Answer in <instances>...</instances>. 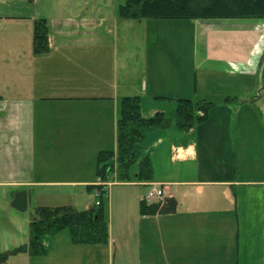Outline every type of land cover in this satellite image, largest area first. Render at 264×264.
<instances>
[{"label": "crops", "instance_id": "0c3cea01", "mask_svg": "<svg viewBox=\"0 0 264 264\" xmlns=\"http://www.w3.org/2000/svg\"><path fill=\"white\" fill-rule=\"evenodd\" d=\"M214 19L255 20H204ZM15 22H19L15 18V0H0V264H30L22 256L27 255L28 259L32 255L12 251L27 242L28 230H23L22 220L29 224L30 218L22 214L28 212L30 217L33 213L31 202L41 199L36 195L60 194L70 201L69 206L78 204L84 194L93 195L98 201L100 193L95 196L94 190L100 184L96 156L100 150H116L123 96L138 95L145 117L162 111L168 118L174 117L179 98L202 93V99H209L204 94L207 91L200 89L197 77L193 86L171 93L144 83L145 73L142 83L133 84L131 59L116 55L117 39L102 38L94 32L56 37L50 35V23L48 50L34 54L33 28L26 25L29 34L20 37L15 35ZM82 22L77 20L76 27L90 24ZM254 22L244 26L240 22L199 25L205 36L204 57L209 61L205 70L222 73L232 83L222 89L219 86L222 95L217 96L218 100L211 99L219 105L189 130L171 123L146 131L140 151L151 159V181L119 182L113 178L105 185L109 198L113 194L109 192L112 184L137 186L136 198L140 200L149 185H158L165 195L163 202H157L159 207L167 199L174 201L172 211L140 215L141 222L150 230L146 234L150 237L148 244L158 253L157 260L146 253L140 256L141 264H243L252 241L258 237L260 231L254 228L258 212L261 208L264 211V175L254 179L250 174L245 178L237 162V151H243L238 145L246 132L262 130L255 125L264 123V97L258 93L264 46L256 45L253 49L251 56L257 59L254 62L250 54L246 58L235 48V37L230 41L216 36L219 32L228 34L239 31L238 28L258 27ZM191 40L194 48L195 31ZM149 56L144 52L145 69ZM53 60L61 65L54 69ZM54 75L63 81L52 84ZM247 75H255V81L245 88L243 78ZM69 143L71 150L65 149ZM55 151L88 154L83 166L62 161L63 165L55 167L46 163L47 158L64 156L61 152L57 156ZM251 172H255L253 168ZM52 188L59 191L53 193ZM19 190L29 192L26 211L11 206L12 196ZM261 231L260 239L264 241V224ZM109 240L110 226L107 244Z\"/></svg>", "mask_w": 264, "mask_h": 264}, {"label": "rangeland", "instance_id": "374dc122", "mask_svg": "<svg viewBox=\"0 0 264 264\" xmlns=\"http://www.w3.org/2000/svg\"><path fill=\"white\" fill-rule=\"evenodd\" d=\"M124 1L15 0V18L19 20L18 23L15 22V35L26 37L29 34L26 25H30L33 28L34 21L32 20L46 18L48 20L47 24L50 25L51 23L50 35L56 37L79 35L77 32L81 34V32L88 31L94 32V35L102 38H116V55L131 59L130 81L133 84L142 83V73H145L144 83L157 89L160 88L165 93H171L179 88L188 87V85L189 87L193 86L195 77H197L202 92L207 91L204 94L209 98L206 99L208 101L218 100L217 98L219 97L217 96L222 95L220 88L222 89L224 85L231 84L232 79L222 73H212L205 70L208 68L209 61L204 57L206 43L204 40L205 36H203L199 28L200 24L217 23L221 25L223 23L240 22L244 26L246 23L255 24L254 21H257L258 27H251L250 30L238 28L239 31H231L228 34L219 32L216 36L222 39L227 38L230 41L235 37V44L238 42V47L233 46L240 49L246 58L250 54L249 57L254 62L257 59L251 56L253 49H255L256 45L263 44L264 46V19H200L195 20V22L194 19H122L118 15V7ZM77 20L88 21L90 24L83 28L76 27ZM194 31L196 42L193 48L191 38L194 36ZM208 37L210 44L212 35L210 34ZM148 46H150L149 49L147 48ZM144 52L151 54L147 62L148 68L146 69L143 67ZM122 59L125 60V58ZM263 60L264 58L261 63ZM54 61L52 63L56 65L55 69L61 64L57 65ZM259 75L260 87L258 93L262 94L261 97H264L261 74ZM54 76L56 78L52 79V84L63 81L57 78L56 75ZM31 77L30 82L32 83L33 76ZM254 77L255 75H247L243 78L245 88L253 85ZM189 97L193 98V100H198L203 98V94L197 93L196 97L195 95H189ZM219 103L214 102L209 109L210 114L213 113L210 111L215 110H212V108L219 105ZM255 126L262 130L246 132L247 134L244 135L242 142L238 145L243 151H237V162L243 168L245 178H248L247 176L251 174L254 179L259 174L261 176L262 174L264 175V133H262L264 132V123L256 124ZM70 145L69 143V146L65 147V149L71 150L73 146L70 147ZM60 152L64 156L52 157L53 159L47 158L46 163L58 167L60 164L63 165L62 161L63 163L76 162L83 166L85 156L88 154L87 151H55L57 156L60 155ZM252 168L255 171L253 174L251 172ZM132 169L134 170V168ZM114 175L113 173V177ZM54 189L50 191L53 193L59 191H54ZM94 190L96 193L101 192L98 188ZM138 190L139 187L137 186L112 184L109 187V192H113L111 198L108 197L109 194L107 195V193L103 194L102 198L97 197L98 200L102 199L104 202L108 225L110 226L109 244H74L71 240L69 229L63 228L56 234L45 237L46 253L43 255H32L28 259L27 255L22 257L29 261L30 264H141L140 256L145 255V253L148 256L155 257V260H157V249L154 247L150 248L148 244L150 237L146 234L150 230L140 219V215H142L140 198H136ZM59 195L52 194L50 196L48 193L36 195V198L41 199H34L31 202L30 207L32 210L30 211L34 212V207L41 204L46 206L69 204L70 201ZM39 201L49 203H40ZM95 201L97 200L93 195L84 194L83 199L72 206L77 210H82L89 205L91 206V204H95ZM22 215H25L29 220L28 212L27 214L23 212ZM263 216L264 211L261 208L258 212L257 225L254 228L260 232L257 234L258 237H255L252 241V249L243 264H264V241L260 239L263 236L261 231L264 224ZM22 226L23 230H28V224L24 220H22ZM19 259L23 258L19 257ZM16 261L18 260L15 259V263Z\"/></svg>", "mask_w": 264, "mask_h": 264}, {"label": "trees", "instance_id": "16d2710c", "mask_svg": "<svg viewBox=\"0 0 264 264\" xmlns=\"http://www.w3.org/2000/svg\"><path fill=\"white\" fill-rule=\"evenodd\" d=\"M118 15L122 19H264V0H125L118 7ZM48 34L47 20L35 19L32 32L34 54H42L48 50ZM263 63L264 61L261 63L262 67ZM213 104L206 99L179 98L173 118L166 117L162 111L145 117L141 113L138 95L123 96L117 119L116 150H100L96 156V175L100 181L96 188L101 191L99 197L102 198L106 193L105 185L113 178L119 182L152 180L151 159L148 154L140 151L147 130L165 128L171 123L182 130H189L207 118ZM29 199L27 190L15 191L11 206L18 211H26ZM173 208V199H167L162 207L157 203L140 200L142 214L167 212ZM63 228L69 229L73 243H107L109 226L103 200L100 199L98 204H91L82 210L69 205L35 207L28 224L26 244L15 247L12 252L17 254L26 251L29 255H43L46 252L45 237L52 236Z\"/></svg>", "mask_w": 264, "mask_h": 264}, {"label": "built area", "instance_id": "2783aa9c", "mask_svg": "<svg viewBox=\"0 0 264 264\" xmlns=\"http://www.w3.org/2000/svg\"><path fill=\"white\" fill-rule=\"evenodd\" d=\"M95 196H99V193H95ZM164 189L158 185H151L147 188L145 194L143 195V200L147 203H157L161 202L164 198ZM163 202V201H162ZM98 204V201H96Z\"/></svg>", "mask_w": 264, "mask_h": 264}, {"label": "water", "instance_id": "95a60500", "mask_svg": "<svg viewBox=\"0 0 264 264\" xmlns=\"http://www.w3.org/2000/svg\"><path fill=\"white\" fill-rule=\"evenodd\" d=\"M261 83H262V89L264 93V63H263L262 71H261Z\"/></svg>", "mask_w": 264, "mask_h": 264}]
</instances>
